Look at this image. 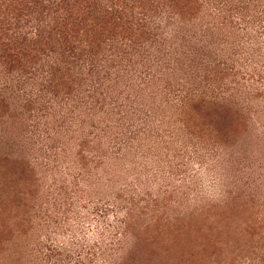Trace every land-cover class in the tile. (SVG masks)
<instances>
[{
  "label": "rangeland",
  "instance_id": "374dc122",
  "mask_svg": "<svg viewBox=\"0 0 264 264\" xmlns=\"http://www.w3.org/2000/svg\"><path fill=\"white\" fill-rule=\"evenodd\" d=\"M171 2L89 0L144 35L95 54L73 35L70 95L49 90L57 56L11 46L34 18L0 16V264H264V0ZM84 7L58 15L95 28Z\"/></svg>",
  "mask_w": 264,
  "mask_h": 264
},
{
  "label": "trees",
  "instance_id": "16d2710c",
  "mask_svg": "<svg viewBox=\"0 0 264 264\" xmlns=\"http://www.w3.org/2000/svg\"><path fill=\"white\" fill-rule=\"evenodd\" d=\"M44 1L45 0H0V16L5 17L10 24L11 21H14V26L19 27L23 24L21 20L23 17H28L30 20L34 18V22L36 23L34 24L35 29L33 28L35 36L22 34L21 39L16 43L11 44L10 42L3 41L1 44H11L15 49L18 47L21 51L32 50L36 53L44 52V50L48 49L54 56H57V62L52 66L51 71V85L49 90L52 93L58 95H67L69 93L70 95V83L78 79V73L74 72L73 69L81 63V58L80 54L75 51L78 43L72 38L73 35L75 37L79 36L77 42L81 43L83 47H86V52L89 54H95L98 50H102L103 46L101 44L107 40L111 42L123 36L128 38V40L131 39L132 42L135 39H143L144 32L142 25L139 21L135 20L134 17L129 19L127 13L121 11V7H112L103 14L101 11L90 7L89 0H87L88 7H84V10H80L82 13L80 16L83 15L85 18H88V11L91 12V15L95 13L99 16V24L98 26L96 25L95 28L92 27L91 23L87 25L84 24L82 28L78 30L74 23L76 21H72L74 14L66 13V17L69 18V21L58 15L59 10L62 11L61 7L66 0L54 1L53 7L50 3L48 5L43 4ZM168 1H172L171 4L178 8L177 13L179 14L184 15L187 11L191 12L192 6L189 4V0ZM124 2L125 0H123V3ZM179 2L182 6H180ZM138 4L142 6V8H140L141 12L148 13L151 11V7H147L145 1L139 2ZM47 16H51V20H48L43 26L41 21H44ZM37 21L40 22L41 25ZM96 22L98 23L97 20ZM78 27L80 26L78 25ZM201 103L202 101L199 99V101L192 105L194 112H202L203 109H200ZM213 114L216 115L215 120H213V129L217 134H221L224 126L223 120L220 119L222 115L220 112L214 110ZM8 217L9 214L3 221L0 212V238L5 237L7 233L8 238L12 237L11 232L14 225L12 226L8 223L10 218ZM126 262H129L128 257L123 260V264Z\"/></svg>",
  "mask_w": 264,
  "mask_h": 264
},
{
  "label": "clouds",
  "instance_id": "9594fccd",
  "mask_svg": "<svg viewBox=\"0 0 264 264\" xmlns=\"http://www.w3.org/2000/svg\"><path fill=\"white\" fill-rule=\"evenodd\" d=\"M205 196L210 201L215 202L223 196V189L220 185L215 188L208 187L205 191Z\"/></svg>",
  "mask_w": 264,
  "mask_h": 264
}]
</instances>
